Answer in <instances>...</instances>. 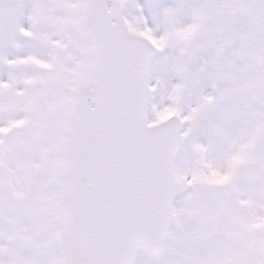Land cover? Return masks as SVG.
I'll return each instance as SVG.
<instances>
[{
    "label": "snow or ice",
    "instance_id": "1",
    "mask_svg": "<svg viewBox=\"0 0 264 264\" xmlns=\"http://www.w3.org/2000/svg\"><path fill=\"white\" fill-rule=\"evenodd\" d=\"M177 15L162 7L149 27L128 0L0 7V33L15 26L0 49H19L17 37L48 49L2 66L51 71L0 75V264H264V0H201L190 22ZM236 19L245 27L232 34ZM168 48L175 80L153 82V54ZM200 53L235 66L222 89L231 106L218 115L216 84L180 106ZM170 225L185 240L171 252Z\"/></svg>",
    "mask_w": 264,
    "mask_h": 264
},
{
    "label": "rangeland",
    "instance_id": "2",
    "mask_svg": "<svg viewBox=\"0 0 264 264\" xmlns=\"http://www.w3.org/2000/svg\"><path fill=\"white\" fill-rule=\"evenodd\" d=\"M33 0H0V7H6L7 5L11 4V8L19 9L16 11L18 14H22L24 11L27 10L30 3ZM129 2V12L132 15H143L146 19L147 26L155 27L158 14L162 7L171 6L177 10V23H187L190 22V11L191 6L195 3L201 2V0H128ZM210 3H219L220 0H209ZM255 2V0H253ZM139 4L141 9H136V5ZM22 20V16H21ZM25 26H27V21H22ZM227 30L232 34H237L243 30L245 27V21L243 19H236L230 25H227ZM14 25H7V37H9L10 33L14 31ZM5 36V34H4ZM59 37H53V39H58ZM149 39H152L150 36ZM28 43V42H27ZM153 43H156L153 40ZM36 44V42H35ZM34 44V46H35ZM37 49L35 52L36 54L45 55L47 58L46 53L48 51L37 47H30V50H22L17 55H27L29 53H33L32 51ZM11 52L14 51L9 49ZM178 53L171 48L165 49L162 52L156 54L150 64V79L154 82L155 77H160L163 81H168L169 78L175 80V75L170 70V62L171 58L177 55ZM7 55L5 52L0 50V75H3L5 78L12 79L14 81H18L23 75H32L35 77L47 76L51 74L50 70L44 69H25L24 71H16L8 73L7 69L2 66V61L4 56ZM158 62V71L153 72L154 65ZM66 63L71 66V61H66ZM203 68L205 70L206 76L202 80H197L196 77L199 74L200 69ZM5 71V73H2ZM235 71V66L232 62V58L225 54L224 56L213 58L209 56L207 53H200L194 54L192 58L189 59V72L186 75L187 87L185 93L180 101V106L183 110H187L191 106L194 105L197 97L200 94H203L204 91H211L212 85L216 84L217 86V96H218V104L217 108L214 110L215 113L218 115L220 112L224 111L225 109L231 106V102L226 94L222 92L223 86L225 82L232 76ZM70 75V74H66ZM20 87H24L22 84L19 85ZM41 89L46 88L47 85L38 84L37 86ZM26 96L21 98H16L21 103L27 98V95L32 91L30 88H26ZM14 92V89L11 90ZM163 89L160 90V94L162 95ZM8 93H6L7 95ZM159 95V93H157ZM163 102V101H161ZM20 115H24V113H20ZM167 113L162 114L161 118L166 116ZM210 134V127L209 123L205 122L201 125L195 133L197 139L202 141H207L208 136ZM177 163L181 166L184 165L183 159L178 155ZM216 182L222 183L223 181L216 178ZM183 200V194L177 193L174 196L172 207H179ZM14 217L9 215L8 220H13ZM260 227H264V222H261ZM169 237H168V245H169V252L173 249L180 250L184 244V236L183 233L177 229L174 225L169 226ZM250 243L253 245H258L260 241L253 240ZM142 260L148 262V264H152L145 256L140 257Z\"/></svg>",
    "mask_w": 264,
    "mask_h": 264
},
{
    "label": "bare ground",
    "instance_id": "3",
    "mask_svg": "<svg viewBox=\"0 0 264 264\" xmlns=\"http://www.w3.org/2000/svg\"><path fill=\"white\" fill-rule=\"evenodd\" d=\"M154 66H155V67H154V69H153V72L155 73V72L158 71V62H156V64H155Z\"/></svg>",
    "mask_w": 264,
    "mask_h": 264
}]
</instances>
